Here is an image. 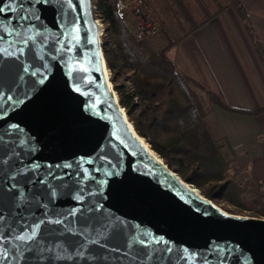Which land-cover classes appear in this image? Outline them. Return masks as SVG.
I'll return each mask as SVG.
<instances>
[{
  "label": "water",
  "instance_id": "95a60500",
  "mask_svg": "<svg viewBox=\"0 0 264 264\" xmlns=\"http://www.w3.org/2000/svg\"><path fill=\"white\" fill-rule=\"evenodd\" d=\"M100 59L90 0H0V264H264L263 218L204 207L133 147Z\"/></svg>",
  "mask_w": 264,
  "mask_h": 264
},
{
  "label": "trees",
  "instance_id": "16d2710c",
  "mask_svg": "<svg viewBox=\"0 0 264 264\" xmlns=\"http://www.w3.org/2000/svg\"><path fill=\"white\" fill-rule=\"evenodd\" d=\"M143 3L144 16L157 24L156 33L163 40V46L157 50L146 51L144 40L134 41L115 0H93L103 26L101 50L119 105L136 134L183 182L200 189L207 199L220 198L264 217V182L254 180L242 186L239 179H231L230 165L221 158L218 146L202 123L211 105L245 115H255L263 109L250 112L228 107L216 94L183 74L170 56L177 42L222 10L233 7L257 56L264 61L241 1L143 0ZM117 78L128 85L116 83ZM213 186L216 188L210 191Z\"/></svg>",
  "mask_w": 264,
  "mask_h": 264
},
{
  "label": "crops",
  "instance_id": "0c3cea01",
  "mask_svg": "<svg viewBox=\"0 0 264 264\" xmlns=\"http://www.w3.org/2000/svg\"><path fill=\"white\" fill-rule=\"evenodd\" d=\"M264 58V0H240ZM181 72L213 92L228 107L262 112L245 115L211 105L203 126L221 158L242 170L240 182H264V61L257 56L241 20L227 7L171 49Z\"/></svg>",
  "mask_w": 264,
  "mask_h": 264
},
{
  "label": "bare ground",
  "instance_id": "6f19581e",
  "mask_svg": "<svg viewBox=\"0 0 264 264\" xmlns=\"http://www.w3.org/2000/svg\"><path fill=\"white\" fill-rule=\"evenodd\" d=\"M97 36L100 35L99 23L95 21ZM99 68L101 73V80L103 83V91L105 102L108 106V109L111 115L115 118L116 123L130 141L133 147L156 169H158L167 179L170 180L175 186H177L184 193L189 195L192 199L201 202L204 207L211 208L213 210H219L214 204H212L208 199L204 198L199 190L195 187L189 185L188 183L183 182L175 174H173L155 155L153 151H150L149 147L145 141L140 138L133 130L130 122L127 120L125 112L123 109L116 103V95L111 87V83L108 80V71L103 66V63L100 59ZM195 188V189H194ZM217 208V209H216ZM222 211V210H220Z\"/></svg>",
  "mask_w": 264,
  "mask_h": 264
},
{
  "label": "rangeland",
  "instance_id": "374dc122",
  "mask_svg": "<svg viewBox=\"0 0 264 264\" xmlns=\"http://www.w3.org/2000/svg\"><path fill=\"white\" fill-rule=\"evenodd\" d=\"M94 4H93V0H90V9H91V15H92V19L96 22L99 23V31H100V47H101V40H102V29H103V26H102V23L100 22L98 16H97V13L96 11L93 9ZM95 8V7H94ZM144 14H145V10H144ZM121 18L123 19V21L125 22L127 28L131 31V35H132V38H133V33H132V28L134 27V20H132L131 17L128 16V14L125 12L123 14H121ZM158 31V30H157ZM134 39V38H133ZM144 40V48L146 49V51H153V50H157L159 48H161L163 46V40L161 39V37L159 36L158 33H156L155 35L153 36H150L146 39H143ZM143 40H140V41H143ZM134 41H136L134 39ZM108 76H109V81H110V74H109V70H108ZM111 83V82H110ZM116 83H122L123 85L127 86L128 84L126 82H124V79H121V78H117L116 79ZM111 87H112V84H111ZM113 89V87H112ZM114 91V89H113ZM115 92V91H114ZM116 93V92H115ZM117 95V94H116ZM123 109V108H122ZM124 111V109H123ZM125 112V111H124ZM126 115V113H125ZM127 117V120L130 122L132 128H133V124L132 122L129 120L128 116L126 115ZM134 130V128H133ZM135 132V131H134ZM136 133V132H135ZM139 136V135H138ZM145 143L147 144V146L149 147L148 143L146 142V140L141 137ZM150 148V147H149ZM151 149V148H150ZM152 150V149H151ZM153 151V150H152ZM154 152V151H153ZM155 153V152H154ZM155 155L161 160V162L167 167V165L163 162V160L155 153ZM168 168V167H167ZM170 171H172L173 169L171 168H168ZM175 175H177V173L173 170L172 171ZM230 178L237 181L238 179H240L242 177V170L240 168H237L235 167L233 170H231L230 172ZM178 176V175H177ZM179 177V176H178ZM182 180V179H181ZM183 181V180H182ZM249 185V184H247ZM242 186H245V184H243V181H242ZM207 187H204V189H206ZM216 187L213 186V188H211L210 191L214 190ZM197 189V188H196ZM199 190L200 192V189H197ZM201 194V192H200ZM202 195V194H201ZM203 196V195H202ZM204 197V196H203ZM206 198V197H204ZM207 199V198H206ZM212 204H214L217 208H219L220 210H222L223 212L227 213V214H233V215H239V216H247V217H255V218H263V216H260V215H257L255 213H252V212H248V211H245L243 209H240L236 206H233L231 205L230 203H228L227 201L223 200V199H220V198H215L214 200H210L208 199Z\"/></svg>",
  "mask_w": 264,
  "mask_h": 264
},
{
  "label": "built area",
  "instance_id": "2783aa9c",
  "mask_svg": "<svg viewBox=\"0 0 264 264\" xmlns=\"http://www.w3.org/2000/svg\"><path fill=\"white\" fill-rule=\"evenodd\" d=\"M115 5L120 14L126 12L134 20L132 33L136 41L146 39L158 30L157 24L144 16L143 0H115ZM92 7L94 9V6ZM261 138L264 139V132L261 134Z\"/></svg>",
  "mask_w": 264,
  "mask_h": 264
}]
</instances>
